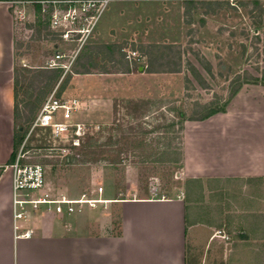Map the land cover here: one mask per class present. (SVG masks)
<instances>
[{
	"label": "rangeland",
	"instance_id": "374dc122",
	"mask_svg": "<svg viewBox=\"0 0 264 264\" xmlns=\"http://www.w3.org/2000/svg\"><path fill=\"white\" fill-rule=\"evenodd\" d=\"M11 1L0 2L8 7L13 18L18 68H45V60L56 47L59 50L76 47L59 41V37L42 20L36 4L24 2L14 6ZM222 1L227 4L219 8L192 7L187 17L184 16V0L110 1L98 17L94 29V33H102L100 39L107 43L95 41L92 36L82 48L84 53L91 54L93 65L89 67L90 72L81 73L82 67L78 65L74 68L76 58L71 70L62 74L51 92L46 93V97L55 92L58 97L77 98L85 102L86 107L76 114L78 120L92 127L91 133L82 142L85 149H77L70 156L71 163L65 164L58 152L49 149L57 146L49 133L34 130L23 146V162L42 164L50 186L72 198L83 193L88 197H98V187L103 188L102 195L116 199L134 195L132 186L140 193L151 194V187L155 186V195L166 197L185 191L186 179L180 159L183 158V125L187 120L182 121L179 114L182 112L187 119L194 112H203L202 106L209 102L224 105L236 84L237 74L247 72L261 80L264 72V12L260 16V6L241 5L239 1L242 0ZM260 3L264 8V0ZM17 7L25 11L24 25L14 19ZM24 26L28 29L32 27V32L25 30ZM110 29H113V36L108 38ZM102 44H122V49L88 48ZM132 44H176L175 50L180 52V72L168 74L169 79L155 80V85L159 86L154 92L128 93L120 92V88L99 92L98 73L122 72L127 63L126 54L133 49ZM161 50L154 49L153 56L158 57ZM137 56V66L145 68L147 54L142 55L138 51ZM186 62L196 67L205 85L195 80ZM73 68L80 73H71ZM67 74H70L69 81L61 83ZM251 85L261 86L244 83L242 87L249 88ZM106 95H113L111 107H105L104 100L98 99L99 103H94L97 97ZM28 133L29 128L26 135ZM21 147L22 144L16 156ZM243 186L230 187L227 193L231 200L219 207L221 212L226 209L228 221H233L235 224L232 223V226L236 228L234 231L227 226L222 227L223 230L217 229L228 236V239L219 238L216 241L218 252L225 257L221 264H262L264 261V240L260 238L261 233L255 231V223L261 220L256 212L261 211L262 203L258 202L260 209L254 206L255 202L249 199V187ZM197 193L196 186L191 185L190 199L199 200L200 193ZM95 210L98 213V209ZM208 212L209 207L203 204L192 205L188 209L190 218L205 219ZM235 215L239 218L232 220L235 217L230 216ZM112 217L116 224L117 211L112 210ZM241 218L247 223L237 226L236 221H242Z\"/></svg>",
	"mask_w": 264,
	"mask_h": 264
},
{
	"label": "crops",
	"instance_id": "0c3cea01",
	"mask_svg": "<svg viewBox=\"0 0 264 264\" xmlns=\"http://www.w3.org/2000/svg\"><path fill=\"white\" fill-rule=\"evenodd\" d=\"M110 31L108 38L113 36V29ZM92 38L107 43L100 39V31ZM15 50L13 18L0 2V264H221L225 257L218 252L219 237L213 236L214 231L226 226L233 231L236 228L233 221H228L226 209L221 212L219 207L231 200L229 188L239 184L249 187L254 206L262 203L261 211L256 212L261 220L255 223V231L264 240L262 85L241 87L222 112L204 120L184 122L181 167L185 191L166 197L140 193L132 186L134 195L125 199L101 193L97 196L104 200L94 208L83 207L63 216L31 213L23 227L32 233L16 236L12 172L5 166L13 150ZM168 74L148 73L144 66H138L127 73L101 72L96 79L99 92L107 88L128 93L154 92L159 86L155 80L169 79ZM98 99L104 100L105 107H111L113 95L94 101ZM191 185L200 193L199 200L190 199ZM181 193L183 197H178ZM202 204L210 211L205 219L190 218L189 207ZM112 210L118 213L116 224ZM230 217L234 220L238 216ZM246 223L243 219L236 221L237 226Z\"/></svg>",
	"mask_w": 264,
	"mask_h": 264
},
{
	"label": "built area",
	"instance_id": "2783aa9c",
	"mask_svg": "<svg viewBox=\"0 0 264 264\" xmlns=\"http://www.w3.org/2000/svg\"><path fill=\"white\" fill-rule=\"evenodd\" d=\"M110 1L112 0H12L11 3L15 4L14 6L24 2L39 4L38 13L48 25V29L59 37V41L76 46L71 50H59V47H56L45 60V68L61 69L62 74H66L71 70L87 40L93 36L95 23ZM14 19L24 25L25 11L18 7L14 9ZM23 28L29 32L33 30L32 27ZM126 57L139 60L136 51H129ZM85 107V102L77 98L58 97L52 92L43 100L30 123L29 133L22 143L21 150L14 162L9 165L12 172V218L16 236H29L32 233V230H24L23 227L31 213L63 216L82 210L84 205L94 208L104 200L94 196L88 197L84 193L77 198L69 197L62 190L50 186L46 178V169L42 164L23 162L25 157L23 146L34 130L49 133L52 140L57 142V146L49 149L58 152L61 158L74 155L92 129L90 125L76 118V114ZM156 190L155 186L151 187L153 194H156ZM102 191L103 188L98 187L96 193L100 195ZM178 197H183V193ZM213 236L228 239L221 230H215Z\"/></svg>",
	"mask_w": 264,
	"mask_h": 264
},
{
	"label": "trees",
	"instance_id": "16d2710c",
	"mask_svg": "<svg viewBox=\"0 0 264 264\" xmlns=\"http://www.w3.org/2000/svg\"><path fill=\"white\" fill-rule=\"evenodd\" d=\"M0 1H8V0H0ZM241 5L245 4H253L254 6H260V16L264 12V8H262L260 0H242L239 1ZM227 4L226 1L222 0H184V16L187 17L189 15V9L192 7L203 6V7H211L216 6L217 8ZM37 9H39V4L35 5ZM213 12V10H210ZM40 24V20H38ZM259 23V22H258ZM39 33V29L36 30ZM17 44H15V48ZM176 44H147L146 46L140 45L136 46L132 44V51H139L142 55L147 54L148 59L146 63V67L144 71L148 73H156V72H180L181 63H180V52L175 50ZM88 46V45H87ZM115 48L120 51L122 49V44H102L96 46H88L90 50L92 48ZM149 48V50H148ZM154 49H162L158 57L153 56ZM165 50V51H164ZM124 55V54H123ZM175 58V60H174ZM127 59V63L123 68L122 72H130L132 70L137 69V59L131 58ZM165 60V61H164ZM82 67L81 73H89L90 66L93 65L91 54H86L83 50L79 53L75 66ZM187 69L191 72L192 76L195 78L200 85H205V80L200 75L198 70L191 62H186ZM71 73H80L78 71H73ZM209 70V66L206 67ZM33 72V73H32ZM32 73V74H31ZM62 75L61 69L55 68H36L30 69L25 67H17L14 65L13 70V118H14V133H13V150L7 161V164H11L14 162L16 158L17 151L22 144V141L30 127V123L41 105L43 99L46 97V93L51 92L50 90L57 84L60 77ZM70 74H67L63 77L61 83H67L69 81ZM235 86L230 90L227 100L224 105H221L217 102H209L208 104H204L202 106L203 112L197 113L194 112L189 118L185 119L184 114L181 112L179 114L182 121L185 120H204L208 117L225 110L226 105L230 101V99L239 91L244 83L247 84H261L264 86V72L262 73L261 80L253 76L249 73H245L244 75L237 74L235 78ZM36 91V92H35ZM35 92V93H32ZM59 94V93H58ZM20 104H22L20 108ZM89 146V144L87 145ZM83 151L84 145L78 147V150ZM85 149V148H84ZM85 150L84 152H86ZM183 155V153H182ZM72 157H68L64 159L65 164L71 163ZM183 158L180 159L182 161ZM3 167H0V173Z\"/></svg>",
	"mask_w": 264,
	"mask_h": 264
},
{
	"label": "bare ground",
	"instance_id": "6f19581e",
	"mask_svg": "<svg viewBox=\"0 0 264 264\" xmlns=\"http://www.w3.org/2000/svg\"><path fill=\"white\" fill-rule=\"evenodd\" d=\"M102 201H103V200H102ZM102 201H101V202H102Z\"/></svg>",
	"mask_w": 264,
	"mask_h": 264
}]
</instances>
